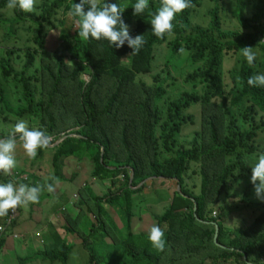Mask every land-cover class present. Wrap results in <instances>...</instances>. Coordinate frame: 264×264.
I'll return each instance as SVG.
<instances>
[{"label":"trees","instance_id":"16d2710c","mask_svg":"<svg viewBox=\"0 0 264 264\" xmlns=\"http://www.w3.org/2000/svg\"><path fill=\"white\" fill-rule=\"evenodd\" d=\"M121 1L122 5L106 2L120 5L124 22L128 26L136 23L130 35L144 36L145 41L132 56L133 50L127 43L118 48L106 40H80L73 17L70 35L62 39L53 54L50 52L53 47L47 27H53L60 11L68 14L72 4L80 0H43L40 14L15 9L16 23L30 20L39 27L35 39L38 47L3 48L0 74L10 90L15 88L18 105H11L13 93L1 87L0 121L8 123L11 114L27 122L37 120L38 129L53 137L47 149L55 151V178H61L60 182L67 180L65 162L73 157L80 161L90 159L93 178L113 183L104 197L98 196L93 187L86 190L95 205L88 206L91 200L81 192L76 203L80 210L77 220L68 214L65 217V230L82 238L83 245L90 250L91 264L105 263L109 254L95 247L92 237L86 235L89 232L100 234L104 244L111 237L115 246L112 253L124 249L125 256L133 260L131 264H206L210 260L217 263L233 258H238L239 264H261L264 201L258 203L261 208L253 226L235 234L225 231L218 206L233 189L231 182L248 179L251 174L252 162L247 163L246 158L260 154L264 88L249 86L247 79L254 73H264V0L254 1L250 17L247 0H238L234 16L243 30L224 28L220 0H214L218 5L210 12L209 27L194 25L192 15L202 0H191V7L177 14L173 21L171 41L167 35L161 39L152 33L149 13L160 7V0H149V9L143 16L133 15L136 0ZM7 2L0 0V10L7 9ZM60 24L67 27L69 22L63 20ZM13 25L9 36L14 33ZM167 43L176 61L180 60L179 49L183 47L189 52V63L197 65L185 81L193 90L182 93L178 99L170 97V70L159 73L154 67L157 57L164 56L160 50ZM257 46L263 60L259 61L260 57L250 67L240 49ZM231 55L236 64L230 71L232 85L228 88L225 66ZM18 60L24 61L21 69ZM145 76H152L153 82L145 81ZM197 106L202 108L201 128L191 147L179 146L180 135L196 124L189 111ZM7 136L0 133V139ZM39 150L42 157L45 149ZM11 173V178H17L21 172L15 173L13 169ZM121 175L125 177L123 182ZM163 178L175 181L181 189L175 193L170 208L155 217L165 233V249L161 252L148 241V232L135 229L141 218L133 211L134 195L143 192L146 185L137 191L133 188L149 179ZM192 178L201 181L200 187L190 186ZM8 182H12L10 178L0 173V183ZM49 202L46 204L50 209ZM115 209L125 225L124 234L111 231L117 225L111 218ZM89 214L95 215L97 223L90 216L86 218ZM47 216L43 215L44 221ZM17 223L18 220L8 231L12 236L23 232ZM89 224L91 231L87 232ZM6 240H0V248ZM61 240L58 234L54 235L53 248L44 252L43 260L68 264L75 247L67 242L59 247ZM27 262L29 259L20 260L21 264Z\"/></svg>","mask_w":264,"mask_h":264},{"label":"rangeland","instance_id":"374dc122","mask_svg":"<svg viewBox=\"0 0 264 264\" xmlns=\"http://www.w3.org/2000/svg\"><path fill=\"white\" fill-rule=\"evenodd\" d=\"M106 1L116 2L122 5L121 0ZM254 1L255 0H247L249 3L247 16L249 17L253 14L252 8ZM98 2L102 3L103 0H98ZM42 4L43 0H36L34 10L30 13L36 12L40 14L42 12ZM217 5V2L214 0H202V5L198 7L196 12L192 15L193 24L209 27L212 20L210 17V12ZM219 6L221 8V16L223 19L224 28L226 27L227 29L231 30H243L240 24H238V20H236L234 16L238 6V0H220ZM16 17L17 14L15 9L9 10L7 8L0 10V60L2 55L1 53L5 47H9L10 49H17L18 47L22 49L38 47L36 45L35 39L38 37L39 27L30 20L24 24L16 23ZM63 20L65 22H69L67 27H64L62 24H60ZM71 23H73L72 18L62 10L54 19L53 27H47V29H49L51 32L48 38H50L52 42L51 46L53 48H51L50 51L52 54L56 49L59 48L62 39L66 40V37L70 35ZM135 24L136 23L134 22L129 26V31L135 27ZM12 25L14 26V33L9 36V31ZM72 33L74 34L75 32L72 31ZM173 39L174 37H171L170 41ZM260 50L261 49L258 48L257 61L260 57L261 59L259 61L263 60ZM160 52L162 55L164 54V56L157 57L154 62V67L155 71L159 73L170 70L173 78L171 81H168L170 87V97L173 99H178L182 93L186 91H192L193 87L186 84L185 81L186 77L192 73L194 69H197V65L189 63V52L186 50V55L181 54L179 61H176L177 58L173 55L172 48L169 49L168 43L163 46ZM52 57L53 59L55 58L54 56ZM168 62L170 63L167 64ZM17 64L18 68L21 69L24 65V61L18 60ZM235 64V57L233 55L228 57L225 66V72L227 71L226 79L228 88H231L232 85L230 71L233 69ZM143 79L148 83L153 82L152 76H145ZM1 87L5 88L6 90H10L11 86L3 82L0 74V89ZM199 90H201V88ZM10 91L13 93L11 105L17 106L18 96L16 95L15 88ZM201 112L202 108L200 106L194 107L189 111V114L195 116L196 124L188 126L185 129L183 135H180L179 146H192L195 133L201 128ZM17 120H19V118L15 114H11L9 116L8 123L0 121V133L5 132L6 135H9L12 131L13 125L17 122ZM36 121L37 120H32L31 122L29 121L27 123L30 128L38 129ZM258 141L260 143L259 145H261L259 146L261 148H259L258 151L262 153L264 152V134L260 135ZM54 148L55 146L52 149ZM39 154L40 150H38L35 159H30L25 155L22 146L18 145L15 153L17 166L14 168V172L16 173L19 171L21 173L17 176V178H11L12 173L5 176L9 177L12 183L17 185L24 183L29 186H36L43 185L45 183H51L52 180L50 178L56 177L57 175V170L53 164L55 151L45 149L42 157H39ZM254 157L255 156L247 157L246 162L253 163ZM65 164L64 176L67 180L63 179L60 182L59 180L61 178H57L58 184L56 185V191L54 193H48L45 191L40 196L38 203L16 208L18 212L20 209L19 218L17 219L19 223H17L16 226L18 229H23V232L13 236L11 231L5 236L4 234L0 233V240L5 237L6 239L12 238L14 242L11 244H17L16 248L14 249H0V264H20L21 259H29V262L26 264H52L49 261L43 260V254L45 251L52 250L55 234H58L62 239L60 241L61 244L59 247L62 246L63 242H67L68 244L75 247L74 252L70 255L68 264H91L90 250L83 245L82 238L78 237L76 234L67 233L65 230L64 224L67 222L65 217L68 214L77 220L80 210L76 206V203L78 202V197H80L81 192L86 193L85 195L87 196L88 201L91 200V202H88V206L95 205L92 195L88 194V191L86 190L90 187H93V190L98 196L104 197L111 191L113 183L110 181L103 182L93 178V166L90 159L80 161L72 157L67 159ZM36 178L38 179L36 180ZM132 178H135L134 174H132ZM119 179L123 182L125 179L124 175H121ZM189 183L191 184L190 186L194 188L195 185L200 187L201 181L198 178H192ZM145 185L146 187L144 188L143 192H139L134 195L135 207L133 211L137 215L138 219L141 218L139 221H137L138 223L135 224V229H140L141 233H147L153 225H157L155 217L163 215L170 208L175 193L180 190V186L175 181L167 179H149L141 183L138 187H134L133 189L137 191ZM230 186L233 187V189L229 194L227 193L225 197L222 198V201L218 206L223 222L226 223L225 231L228 234H235L238 231L246 232L250 227L253 226V221L256 219V217H258L257 215L261 208L258 206V203L263 201L258 199L255 195L254 186L251 183V174L248 175V179L241 178L237 182H231ZM48 201H50L49 203L53 206V208L52 206L50 207L51 210L46 204ZM119 213L120 212L117 209L112 210L111 218L114 223H117L118 227L121 228L120 230L117 225L116 227H113L114 229H111V231L114 234H119L120 232H122V234L126 233L125 225L123 224L122 217L119 215ZM43 215H48L46 221L43 220ZM89 216L90 220L96 222L95 215L89 214L86 216V218ZM6 217L7 216L0 217V227L4 225ZM85 230H87V232L91 231L90 224L85 228ZM86 235H88L90 238L92 237L91 239L95 242V247L99 249L100 252H108L109 257L103 264H131V262H133L130 257L125 256L124 249H120L119 251H114V253H112L115 246L111 241V237H107L106 239L108 242L104 244L103 238L100 234L91 235V232H89L86 233ZM20 240H23L29 245L27 247L22 246ZM263 256L264 255L261 256L260 260L264 258ZM5 259L6 262H4ZM238 261V258H233L228 262L224 261L217 263L210 260L207 264H239ZM263 261H260L261 264H264ZM55 264L64 263L58 262Z\"/></svg>","mask_w":264,"mask_h":264},{"label":"clouds","instance_id":"9594fccd","mask_svg":"<svg viewBox=\"0 0 264 264\" xmlns=\"http://www.w3.org/2000/svg\"><path fill=\"white\" fill-rule=\"evenodd\" d=\"M35 3L36 0H8L6 7L9 10L18 8L23 12L30 13L34 10ZM189 7H191V0H160V7L155 12L149 13L153 35L161 39L165 35L171 38L174 35L173 21L176 15ZM132 8L134 16H143L149 9V0H136ZM123 12L120 5L107 3L106 0H103V3H99L98 0H80L79 3L72 4L68 15L75 18L80 40H106L118 48H122L127 43L128 47L133 50L132 56L143 47L144 36L137 35L133 38L130 35L129 26L122 18ZM240 51L242 57L251 67L257 59L258 46L256 48L244 47ZM179 52L187 54L183 47L179 49ZM247 84L251 87L264 88V73H254L249 76ZM52 141L53 137L45 131L30 128L27 121L23 119L17 120L11 133L6 138L0 139V173L9 175L17 166L15 153L18 145L22 146L28 158L35 159L38 150L49 148ZM50 179L52 183L36 186L24 183L18 185L12 182L0 183V217L8 216L10 211L17 207L38 203L40 196L45 191L54 193L58 181L55 177ZM251 183L254 186L256 197L264 201V153L253 158ZM0 233L5 234L1 230ZM164 237L165 233L158 225H153L147 235L152 247L161 252L165 249Z\"/></svg>","mask_w":264,"mask_h":264},{"label":"built area","instance_id":"2783aa9c","mask_svg":"<svg viewBox=\"0 0 264 264\" xmlns=\"http://www.w3.org/2000/svg\"><path fill=\"white\" fill-rule=\"evenodd\" d=\"M216 214L217 213H215V215ZM18 218H19L18 210L17 209L11 210V212L8 215V217L6 218L5 224L0 227V230L3 233H5L8 230V228L12 227V225L14 224L15 221H17Z\"/></svg>","mask_w":264,"mask_h":264},{"label":"crops","instance_id":"0c3cea01","mask_svg":"<svg viewBox=\"0 0 264 264\" xmlns=\"http://www.w3.org/2000/svg\"><path fill=\"white\" fill-rule=\"evenodd\" d=\"M225 226H226V223H225ZM7 240H9V241H7ZM6 240V243H5V246L1 249V250H5L6 248H16V246H17V244L15 243V245H13V244H11L12 242H14V240L12 239V238H10V239H7ZM20 242H21V245L22 246H25V247H27L29 244H26L23 240H20ZM23 242V243H22ZM264 260V258L261 260V261H263ZM4 262H6V259L4 260ZM208 263V262H207ZM206 263V264H207ZM263 263H264V261H263ZM21 264V263H20Z\"/></svg>","mask_w":264,"mask_h":264},{"label":"water","instance_id":"95a60500","mask_svg":"<svg viewBox=\"0 0 264 264\" xmlns=\"http://www.w3.org/2000/svg\"><path fill=\"white\" fill-rule=\"evenodd\" d=\"M60 143H61V142L57 143L55 146L59 145ZM53 147H54V146H53ZM163 179H164V178H163ZM133 180H134V178H132V181H133ZM180 189H181V187H180ZM219 230H220V229L218 228V234H219ZM218 238H219V237L217 236L216 239L218 240Z\"/></svg>","mask_w":264,"mask_h":264}]
</instances>
